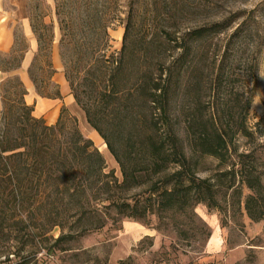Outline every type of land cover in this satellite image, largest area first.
Instances as JSON below:
<instances>
[{
  "label": "trees",
  "instance_id": "obj_1",
  "mask_svg": "<svg viewBox=\"0 0 264 264\" xmlns=\"http://www.w3.org/2000/svg\"><path fill=\"white\" fill-rule=\"evenodd\" d=\"M130 7L125 17L117 18L125 26L121 49L110 54L102 52L96 58L102 76L91 80V92L82 90L81 83L65 70L88 121L118 161L122 179L114 167L108 166L102 150L81 130L76 115L66 106L56 122L48 123L43 116L34 114L33 104L24 99L19 134L12 132L9 118L12 110H2L0 232L22 242L11 251L12 256L21 255L29 239L35 236L51 238L60 250L68 249L70 240L91 228L105 226L109 218L117 215L143 218L148 223L151 215L162 219L179 213L196 221L197 203L219 208L215 182L211 176L197 172V154L215 156L222 163L235 155L237 159L231 167L217 174L239 172L247 186L262 192L260 174L251 164L246 165L249 153L237 147L238 136L255 138L264 133V116L255 127L248 123L259 64L249 65L246 76L249 84L229 98L205 106L203 96L196 92L184 99L180 110L172 109V95L177 88L188 93L198 87L193 70L197 66L199 39L207 41L215 32L225 29L229 21L209 22L185 30L165 28L157 36L164 46L163 50L160 48L163 54H157L156 68L143 64L140 68L143 75L129 81L124 80L122 73L128 40L133 33L134 2ZM108 27L106 24L104 28L106 41ZM242 28L241 23L230 32V37L242 35ZM144 39L152 44L156 37ZM147 51V47H141L138 53L146 57ZM20 84L24 96L27 88L21 79ZM65 110L73 116L74 125L67 126L61 121ZM176 116L182 117V128L174 122ZM126 136L122 151L117 140ZM147 174L154 178L149 180ZM256 198L251 195L247 207L253 217L260 218L264 209L258 214L252 209ZM57 225L61 232L57 236L49 234ZM76 226L79 228L74 230ZM211 232L208 228L207 235Z\"/></svg>",
  "mask_w": 264,
  "mask_h": 264
},
{
  "label": "rangeland",
  "instance_id": "obj_2",
  "mask_svg": "<svg viewBox=\"0 0 264 264\" xmlns=\"http://www.w3.org/2000/svg\"><path fill=\"white\" fill-rule=\"evenodd\" d=\"M131 2H134V25L128 40L124 80L142 76L143 64L156 68L157 54L164 46L157 36L164 33L165 28L185 30L209 22L229 21L225 29L215 32L207 41L199 39L197 66L193 70L198 87L188 93L177 88L172 95V109L180 110L184 99L196 92L203 96L205 106L229 98L249 84L248 67L257 63L259 76L248 116V123L255 127L264 116V0H28L31 24L40 41L35 60L29 67L35 87L47 94L57 90V85L50 80L51 52L56 44L64 71L81 83L82 90L91 92V80L102 76L101 69L97 70V56L102 52H117L122 47L125 26L117 18L128 14ZM241 23L242 35L230 37V32ZM106 24H109L108 41L104 32ZM149 36L156 37L154 43H146L144 38ZM28 45V38L20 32L13 49L0 51V67L7 71L0 81L4 99L0 127L2 110L11 109L9 118L14 134L20 132L21 102L25 99L17 72ZM141 47H147L146 57H140ZM171 53L167 54L168 58ZM181 120V116L174 118L180 128ZM61 121L67 126L75 123L67 110L63 111ZM99 137L91 138L100 148ZM125 140L127 136L117 140L122 151ZM237 145L239 151L249 153L246 165L251 164L260 174L262 192L247 186L239 172L217 174L231 167L232 161L237 159L235 155L222 163L215 156L197 154V172L211 176L215 182L219 208L197 203L196 221L179 213L162 219L151 215L148 223L143 218L117 215L109 218L105 226L91 228L70 240L65 250L57 248L51 238L31 237L19 256H12L11 251L22 243L21 239L0 232V264H264V214L260 218L253 217L247 207L250 196L255 195L252 209L256 214L264 209V133L255 138L238 136ZM102 152L108 166L114 167L122 179L116 158V161L111 160L104 150ZM146 178L154 177L147 174ZM216 226L222 238L221 246L210 247L207 230L210 228L213 232ZM16 229L13 232H17ZM61 230L57 225L49 234L57 236Z\"/></svg>",
  "mask_w": 264,
  "mask_h": 264
},
{
  "label": "crops",
  "instance_id": "obj_3",
  "mask_svg": "<svg viewBox=\"0 0 264 264\" xmlns=\"http://www.w3.org/2000/svg\"><path fill=\"white\" fill-rule=\"evenodd\" d=\"M20 32L21 35L28 38L29 45L23 50L21 65L17 73L27 88L25 100L27 103L33 104L34 113L43 116L48 123H54L58 120L62 107L66 106L71 113L77 115L79 126L86 135L93 138L99 137L100 133L88 121L85 110L71 90L56 44L53 45L51 52L53 71L50 74V80L57 85L59 94L56 91L53 94H43L35 87V82L29 74V67L35 60L40 41L31 24L28 0H0V51L8 52L13 49L19 41ZM6 75L7 71L0 67V81ZM2 106L3 99L0 89V109Z\"/></svg>",
  "mask_w": 264,
  "mask_h": 264
},
{
  "label": "bare ground",
  "instance_id": "obj_4",
  "mask_svg": "<svg viewBox=\"0 0 264 264\" xmlns=\"http://www.w3.org/2000/svg\"><path fill=\"white\" fill-rule=\"evenodd\" d=\"M121 32L118 33V36L121 37ZM98 140H101V147L100 149L101 150H104L105 153L111 158V160H115V157L114 155L112 154V152L110 151V149L108 148L106 142L103 140V137H100L97 139ZM222 242V238L219 234V227L216 226L215 229L213 230L212 234L210 235L209 239H208V243H209V246L210 247H217L221 244Z\"/></svg>",
  "mask_w": 264,
  "mask_h": 264
}]
</instances>
